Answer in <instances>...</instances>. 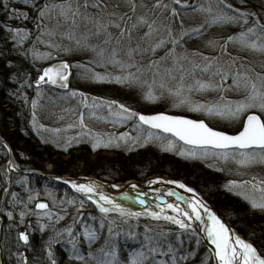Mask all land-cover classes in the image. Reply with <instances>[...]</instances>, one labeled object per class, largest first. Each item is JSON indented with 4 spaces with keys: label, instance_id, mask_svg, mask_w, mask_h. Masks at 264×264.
<instances>
[{
    "label": "snow or ice",
    "instance_id": "1",
    "mask_svg": "<svg viewBox=\"0 0 264 264\" xmlns=\"http://www.w3.org/2000/svg\"><path fill=\"white\" fill-rule=\"evenodd\" d=\"M182 11L199 12L205 19L185 26ZM13 20L17 23L9 22ZM174 21H179V28L173 26ZM214 25H237L239 30L205 40L209 52L187 47L188 41L202 37ZM0 39L6 48L0 55L10 67L13 61L7 59L9 53L24 60L30 58L33 63L55 59L42 67L34 81L27 72L16 69L5 74L6 79L21 86H38L37 98L31 99L34 127L42 87L58 86L68 90L65 99H76L68 109L60 110L75 117L64 127L79 128L75 137L90 138L93 149L113 143H157L189 159L213 157L232 161L238 168L264 165V71L246 66L243 60L247 57L229 50L232 45L237 51L264 56V0L255 6L244 0V6L239 7L230 0H202L196 4L190 0H22V6H16L15 0H0ZM8 41L12 42L10 48ZM160 49H164L163 55H157ZM77 52H91L92 56L87 63L75 64L60 58V53ZM92 66L105 70L98 72ZM73 67L86 69L81 75L92 81L141 87L148 101L166 92L173 107L239 121L241 126L230 133L211 127L205 119L165 111L145 114L115 99L89 97L69 88ZM210 92L217 95L209 99ZM92 119L128 124L136 135L128 131L96 133L87 122ZM39 128L45 129L46 125L39 124ZM75 142V138L64 141L65 145ZM6 167L11 170L19 166L9 157ZM54 179L63 180L80 195L58 198L45 187L43 195L51 200L50 206L38 199L39 190L27 186V177L15 182L25 188L24 196L9 187L2 189L10 199L0 207V221L7 218L2 225L6 230L5 247L9 258H15L14 264H196L192 258L198 256L204 238L214 248L200 257L198 264H264V251H258L228 228L195 189L180 180L166 183L194 195L186 196L172 188L165 195L157 188L149 201L135 183L129 185L134 195L123 191L117 199L96 180ZM164 182L161 177L147 181ZM5 183H11L7 172ZM228 185H250L239 195L252 208L264 211V178L253 175L247 180L229 181ZM127 200L139 207L122 202ZM88 202L95 206L94 211L84 210ZM65 217L69 219L61 225ZM196 222L199 230L193 227ZM13 232L14 250L8 245ZM35 232L44 234L39 256L31 254ZM122 240L131 243L124 247ZM193 240L195 246L190 248L188 242Z\"/></svg>",
    "mask_w": 264,
    "mask_h": 264
},
{
    "label": "trees",
    "instance_id": "2",
    "mask_svg": "<svg viewBox=\"0 0 264 264\" xmlns=\"http://www.w3.org/2000/svg\"><path fill=\"white\" fill-rule=\"evenodd\" d=\"M199 2L202 0H191L192 4ZM230 2H237V0H230ZM256 2L260 3L258 0L254 2L248 0V3L253 6L258 5ZM240 3L242 4L243 0H240L238 4ZM15 4L22 6V0H15ZM180 15L185 26L202 23L205 19V16L199 12L182 11ZM9 22L17 23L14 20ZM175 24L173 25L175 28L180 27L178 22ZM234 26L237 25H214L202 37L188 41L187 47L199 48L201 51L209 52L210 49L205 46L204 41L212 37L211 35H218V37L229 35L235 32ZM216 31L221 32L215 34ZM11 43L8 41V48L11 47ZM5 50L4 41L0 39V53ZM163 52L164 49H160L157 55H163ZM243 54L249 56L250 52L243 51ZM91 56V52H77L70 55L60 53V58L69 60L73 64L87 63ZM256 57V60H259V57L262 56L257 54ZM7 59L13 61L11 67L5 62L4 56L0 55V135L13 151V161L19 166L16 168L17 170L41 171L55 176H94L99 180L114 183L127 180L144 181L155 175L168 176L173 180L183 179L197 190L204 199L214 203L219 213L228 219L241 235L250 240L258 251H264V213L247 205L230 189H226L224 184L228 181V177L214 170L207 164V161L179 156L175 151L162 149L157 143H147L141 146L113 143L108 146L100 145L93 149L90 138L75 137V133L80 131L79 128L66 129L64 127L67 123L74 122L75 117L72 116L71 112L62 113L60 110L68 109L70 105L76 103V99H65L64 96L68 90L61 91L49 85H44L41 89L34 127L31 99L37 98V86L34 83L31 87L21 86L12 79H6L5 74L16 69L21 73L27 72L29 79L34 81L38 78L42 67L54 62L55 59L40 60L33 63L30 58L24 60L15 53H9ZM109 69L117 71L111 66ZM95 70L102 72L105 69L95 67ZM72 71L70 89H79L91 96L105 97L109 100L115 99L142 113L165 111L169 114L205 119L211 127L230 133L237 131L241 126L239 121L232 122L219 117H208L185 107H173L172 100L166 92L159 99L148 101L143 98L144 89L141 87H129L115 82L92 81L81 75L86 71L84 68L73 67ZM25 96L28 97L27 101L24 99ZM72 111L75 112L76 109L73 108ZM61 115L64 118L58 119L57 117ZM87 122L96 133H108L106 132L107 129H113L111 134L128 131L132 136L136 135V131L128 124L115 125L95 119L87 120ZM39 124L46 125V128L40 129ZM57 128L60 129L59 132L52 131V129ZM69 138H75L78 142L65 145L64 141ZM3 145L0 142V207H3L6 199H10V196L6 197L3 193L4 187H9L10 191L14 190L20 196L25 195V188L21 184L15 183L21 177H27V186L39 190L41 195L38 199L45 200L51 206V200L43 195L45 187L37 181L35 175L13 174L10 178L11 183H5V172L8 174L6 167L8 151ZM47 165H51L50 171L46 170ZM49 189L58 198L79 196L69 186L61 183H58L56 188ZM29 206L34 207V203ZM94 208V205L87 203L84 210L94 211ZM32 219L35 220L34 217ZM68 219L69 217H65L60 224L67 223ZM141 220L143 221V218ZM6 222V217L0 221V264H14L15 258H9L5 247L6 230L2 225ZM43 235L40 232L34 233L32 242L35 245V250L31 253L33 256L40 255V242ZM14 236L15 233L13 232L8 239V245L13 250L15 248ZM120 243L127 247V244L131 242L126 244L122 240ZM188 245L190 248L194 247L195 241H189ZM208 251L201 243L198 248V256L192 259L198 264L199 258ZM188 264H192V261H189Z\"/></svg>",
    "mask_w": 264,
    "mask_h": 264
},
{
    "label": "rangeland",
    "instance_id": "3",
    "mask_svg": "<svg viewBox=\"0 0 264 264\" xmlns=\"http://www.w3.org/2000/svg\"><path fill=\"white\" fill-rule=\"evenodd\" d=\"M239 1L240 0H237V2H232L235 6H244V0H243V3L241 4H238L239 3ZM254 1H257V0H253V2ZM258 1H260L261 2V0H258ZM190 3H191V0H190ZM257 4H259V2H256ZM178 22V26H180V24H179V21H174L173 22V25H176L175 23H177ZM185 23H187L186 21H185ZM188 24V23H187ZM185 25V24H184ZM234 28V30L235 31H238L239 30V27L238 26H234L233 27ZM219 32H221V31H216V33L215 34H217V33H219ZM226 33V32H225ZM212 37H210V38H216V37H218V35H211ZM229 50L231 51V52H233L234 54H236V55H239L240 57H247V59H244L243 60V63L247 66V65H252L254 68H255V70L256 71H264V57L262 56V57H259V60H256L257 59V57H256V55H257V53H250V55L248 56V55H245V54H243V51H237V49L235 48V47H233L232 45H229ZM259 55V54H258ZM237 63H240V61H237ZM71 79H72V77H71ZM217 94L216 93H208V98L209 99H211V98H214L215 96H216ZM228 95L229 96H232L233 98H235L236 97V94L235 93H228ZM89 97H91V95H89ZM200 98V97H199ZM196 119V118H195ZM11 121V120H10ZM232 122H234V121H232ZM108 131H106V132H108V133H106V134H111V132H112V130L113 129H107ZM105 133V132H104ZM199 159H201V158H199ZM203 161H207V164L209 165V166H211L214 170H216V171H218V172H220V173H222V175L223 176H225L226 175V177H228V181L227 182H225V188L226 189H230V191L233 193V194H235V195H237V196H239L241 199H243L244 200V202L247 204V205H250V203L247 201V200H245L241 195H239V192H241V191H248L249 189H250V185H245L243 188H240V187H232V186H229L228 185V182L229 181H233V180H235V181H241V180H247V179H250L253 175H255V176H257V177H260V178H264V165H261V164H257V165H254V166H251V167H249V168H238V166L234 163V162H232V161H227V162H225V161H222V160H218V159H215V158H213V157H209V158H207V159H202ZM46 170L47 171H50L51 170V165H47L46 166ZM246 173V174H245ZM94 177V176H93ZM155 177H161V176H159V175H155V176H153V177H150V178H148L147 180H144V181H142V182H147L148 180H152V179H154ZM161 178H163V180L164 181H169V180H173V179H171L170 177H168V176H163V177H161ZM180 181H182L183 183H185L186 185H188L183 179H179ZM222 184H223V182H222ZM173 186H175V185H173ZM189 187H191L190 185H188ZM195 192L196 193H198L199 194V196L205 201V203L208 205V207H210L211 209H213L214 210V212H216L217 213V215L224 221V222H226V223H228V225L242 238V239H244V240H246L247 242H250L251 243V241L250 240H248V239H246L244 236H242L240 233H239V231L233 226V224L228 220V219H226L225 217H223L220 213H219V211H218V209L216 208V206H215V204L214 203H212V202H209V201H207L206 199H204L201 195H200V193L197 191V190H195ZM258 195V194H257ZM251 206V205H250ZM130 207V206H129ZM260 212H262V213H264V211H261V210H259ZM203 245H206V247L208 248V250H210L211 249V247H210V242L209 241H207V240H204L203 239ZM213 264H214V262H213Z\"/></svg>",
    "mask_w": 264,
    "mask_h": 264
},
{
    "label": "water",
    "instance_id": "4",
    "mask_svg": "<svg viewBox=\"0 0 264 264\" xmlns=\"http://www.w3.org/2000/svg\"><path fill=\"white\" fill-rule=\"evenodd\" d=\"M54 62H52V63H54ZM52 63H50V64H52ZM72 74H73V71H72ZM71 77H72V75L69 77V86H70V82H71ZM34 85H35V83H34ZM35 86H37V85H35ZM51 87H54V88L59 89V90H67V89L59 88L58 86H51ZM145 114H148V113H145ZM0 142L3 143V144H7V146H8L7 147V150H8V159H7V162H8L9 157H11V159H12L13 151H12L11 147L8 145V143L4 140V138L1 135H0ZM9 150H10V152H9ZM8 172H9V176H11L13 174L32 173L33 171H18L16 169H11V170L8 169ZM46 176L52 178L53 180H56V179H54V177H56L54 175H48V174H46ZM61 177L76 179L79 182H85V180H87V179L96 180V181H98L103 186V188H104V190L106 192H109L110 194L116 196L117 199H120V193L123 192V191H128L130 195H134L135 194L133 192V190L130 189V187H129V185L132 184V183H135L136 185H138V191H142V192H144V193L147 194L146 198L149 201H152L153 200V196H154L155 190L157 188H159L161 190V193L162 194H165V195L167 194V189L168 188H172L174 191H180V192H182L186 196L194 195L193 193H187L184 190L179 189L176 186H173L172 184L166 183V181L164 183H157V184H149L147 182L136 181V180H127L125 182L111 183V182L101 181V180H99V179H97V178H95L93 176H79V177L61 176ZM56 181H58V180H56ZM60 182L64 183L63 180H60ZM113 184L119 185V187L118 188H113L112 187ZM66 185H68V184H66ZM68 186H70V185H68ZM170 199L171 200H174V197H171ZM122 202L125 203L127 206H130V207H139L135 203V201H133V200H127V201H122ZM204 240H206V238H204ZM210 247L211 248H214V245H211L210 244Z\"/></svg>",
    "mask_w": 264,
    "mask_h": 264
},
{
    "label": "bare ground",
    "instance_id": "5",
    "mask_svg": "<svg viewBox=\"0 0 264 264\" xmlns=\"http://www.w3.org/2000/svg\"><path fill=\"white\" fill-rule=\"evenodd\" d=\"M129 183V182H128ZM217 214V213H216ZM223 221V220H222ZM224 222V221H223ZM225 224H226V226L228 227V228H230L231 229V227L228 225V223H226V222H224ZM193 227L194 228H196V229H199L200 228V225H199V222H196V223H194V225H193ZM236 233V232H235ZM237 234V233H236Z\"/></svg>",
    "mask_w": 264,
    "mask_h": 264
}]
</instances>
